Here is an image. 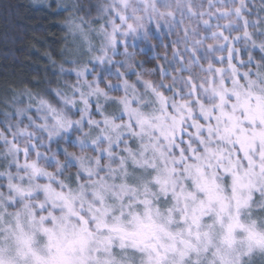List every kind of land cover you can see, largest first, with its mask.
<instances>
[{"label": "clouds", "instance_id": "obj_1", "mask_svg": "<svg viewBox=\"0 0 264 264\" xmlns=\"http://www.w3.org/2000/svg\"><path fill=\"white\" fill-rule=\"evenodd\" d=\"M0 8L31 16L0 33L2 264L50 234L86 235L80 264H264V0ZM141 222L174 239L134 243Z\"/></svg>", "mask_w": 264, "mask_h": 264}, {"label": "snow or ice", "instance_id": "obj_2", "mask_svg": "<svg viewBox=\"0 0 264 264\" xmlns=\"http://www.w3.org/2000/svg\"><path fill=\"white\" fill-rule=\"evenodd\" d=\"M261 118H264V111L258 112ZM261 140H264V133L259 134ZM248 141L247 136H241V143L246 144ZM205 190L208 193V207L210 208L211 202L218 198L217 194L207 185H205ZM205 214V207L201 206L199 209V214H197V210L193 209L192 214L190 216L182 217V220H188L192 225L198 226L201 215ZM237 228H244V225L240 224L238 219L232 220L226 226L227 235L225 239L230 240L232 233ZM158 233H164L170 238L174 239V235L167 231L166 227L162 224H158L152 222L150 224L139 223L137 226V231L135 233H131L133 236L134 243L137 244H146V242L155 237L159 239ZM250 236L255 237V234L251 231L249 232ZM198 235V234H197ZM264 241V238L258 240L257 242ZM27 244L28 238H25L23 241ZM89 244V238L86 235L81 234L75 239L61 241L58 240L54 235H49V254L45 256L37 255L33 253V257L35 260V264H80V257L77 255L78 252H83ZM155 247V245H152ZM31 251V250H30ZM2 264V262H0Z\"/></svg>", "mask_w": 264, "mask_h": 264}, {"label": "trees", "instance_id": "obj_3", "mask_svg": "<svg viewBox=\"0 0 264 264\" xmlns=\"http://www.w3.org/2000/svg\"><path fill=\"white\" fill-rule=\"evenodd\" d=\"M10 3L18 4L19 0H9ZM5 3V0H0V5H3ZM31 19V16L24 12L23 9H9L7 12L3 8H0V33H3L6 27H11L15 31H20L21 29H25L29 26V20ZM27 35V33H25ZM19 39V37H18ZM22 47V45H21ZM17 52L20 51V47H17ZM3 64V61H0V65ZM3 72L0 71V75H2Z\"/></svg>", "mask_w": 264, "mask_h": 264}]
</instances>
